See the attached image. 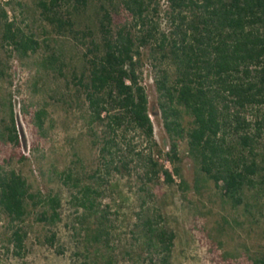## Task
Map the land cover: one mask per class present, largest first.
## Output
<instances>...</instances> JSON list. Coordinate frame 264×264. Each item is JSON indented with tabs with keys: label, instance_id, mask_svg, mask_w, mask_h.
Returning a JSON list of instances; mask_svg holds the SVG:
<instances>
[{
	"label": "trees",
	"instance_id": "1",
	"mask_svg": "<svg viewBox=\"0 0 264 264\" xmlns=\"http://www.w3.org/2000/svg\"><path fill=\"white\" fill-rule=\"evenodd\" d=\"M160 1H38L41 17L54 32L72 38L83 49L79 72L63 73L67 64L57 51L43 59L42 67L70 77L75 100L87 107L91 145L102 161L87 175L88 182L72 167L60 173L61 180L76 190L71 197L75 206L88 217L97 216L102 226L108 213L99 208L100 186L113 173H130L134 159L124 155L132 150L125 136L133 130L150 146L145 157L135 155L144 185L173 186L175 177L183 194L192 189L200 195L212 183L224 204L234 209L242 205L253 217L257 209L264 218V203L260 205L264 199V0H164L167 31H161L158 22ZM0 16L2 44L20 57L40 49L34 36L16 27L6 11L1 9ZM145 48L153 66H159L154 82L170 140L164 160L171 169L154 155V149L160 151L140 83ZM253 108L259 114L250 121L246 113ZM44 114V110L34 114L39 129ZM185 117L190 118L187 123ZM8 119L0 130V142L18 147L10 104ZM180 140L185 141L194 165L192 186L179 167ZM60 207L59 195L33 190L21 173L0 165V244L7 251L23 249L28 234L25 223L31 215L51 228L60 221ZM142 215L143 211L137 214L144 239L141 251L157 253L162 264H168L174 232L158 227L160 214ZM102 227L89 235L91 240L98 242L107 235ZM45 242L53 246L56 234L49 233ZM256 263L264 264V256Z\"/></svg>",
	"mask_w": 264,
	"mask_h": 264
},
{
	"label": "rangeland",
	"instance_id": "2",
	"mask_svg": "<svg viewBox=\"0 0 264 264\" xmlns=\"http://www.w3.org/2000/svg\"><path fill=\"white\" fill-rule=\"evenodd\" d=\"M38 1L0 0V11H6L16 27L26 34L31 33L40 44L36 52L20 57L2 44L3 19L0 16V130L8 125L10 104L20 142L18 147L0 142V165L21 173L33 190L59 195L60 221L47 228L35 221V214L31 215L25 223L28 234L23 249L15 253L11 247L7 251L0 244V264H162L157 253L141 251L144 239L137 227L140 225L137 214L141 211L143 217L153 212L160 214L161 218L156 219L158 227L174 232L168 264H257L256 260L264 256V218L260 212L254 209L253 217L244 212L242 205L234 209L224 204L212 183L200 195L192 189L183 194L175 177L173 186L144 185L135 155L145 157L150 146L133 130L125 136L132 150L124 155L134 159L130 173H113L106 177V184L100 186L99 208L108 213L103 227L99 226L97 216L88 217L82 208L75 206L71 197L76 190L62 182L60 173L72 167L88 182L87 175L102 161L98 150L91 145L87 107L75 100V86L69 81L70 77L45 69L42 61L52 51L61 52L67 64L63 73L69 76L72 69L80 71L83 49L72 38L54 32L41 17ZM166 10L161 0L158 18L161 31L168 28ZM142 52L140 83L147 94L154 141L160 151L157 154L154 149V155L171 169L164 160L170 140L159 113L154 82L159 66H153L149 49ZM40 110L45 111L41 129L34 123V114ZM258 110L249 109L246 117L253 121ZM189 120L185 117V123ZM96 131L101 132V126L96 127ZM186 149L185 141L180 140L179 167L192 186L194 165ZM263 203L264 199L260 205ZM101 227L106 229L107 235L103 234L94 242L89 235ZM51 232L56 234L53 246L45 242Z\"/></svg>",
	"mask_w": 264,
	"mask_h": 264
}]
</instances>
